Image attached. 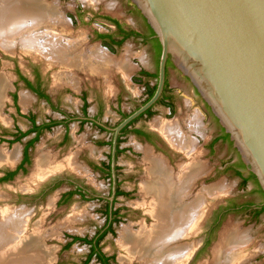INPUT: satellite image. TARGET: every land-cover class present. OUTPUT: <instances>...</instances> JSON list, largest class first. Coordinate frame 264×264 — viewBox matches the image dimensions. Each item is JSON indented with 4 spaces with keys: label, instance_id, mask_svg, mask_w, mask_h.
I'll return each instance as SVG.
<instances>
[{
    "label": "rangeland",
    "instance_id": "rangeland-1",
    "mask_svg": "<svg viewBox=\"0 0 264 264\" xmlns=\"http://www.w3.org/2000/svg\"><path fill=\"white\" fill-rule=\"evenodd\" d=\"M46 2L61 14L60 16L63 18L61 21L64 24L63 33L71 36L80 35L82 39H86L84 49L86 48L87 54L90 53L92 48L100 49L104 53L106 51L109 52L99 42L93 41L92 35L95 30L103 31L107 28L99 23V18H97L99 20H92L91 14H111L121 19L123 18L135 30L142 32H147L148 30L142 17L130 13L133 6H135L131 0H46ZM79 8L84 11L82 12L84 14V20L82 21H76L74 18ZM59 28L62 29L61 27ZM110 54L118 62L125 61L129 64L130 71L128 77L124 76L116 66L112 65V68L103 67L100 71L97 70L96 72L90 71L87 68L76 70L72 74L76 83L75 85L69 83L66 77H63L62 83L57 85L56 75L60 68L57 66L49 68L45 63V57L36 52H24L21 50V47L13 53L6 52L0 48V72H4L9 77L7 91L9 88L11 89L8 96L9 104L7 106L4 104L3 107L5 108L4 115L8 117L10 123L3 125L0 122V133L5 130H14L15 121L22 130L27 131L30 129L31 125L27 119L16 117L12 94L14 92L13 87L17 82V72L20 71L24 75L33 78L32 72L34 69L41 71L43 77L46 79L47 90L53 97L61 95V108L68 114L80 111L81 102L78 95L80 91L86 90L91 104L89 109L90 115L98 114L99 102L102 100L104 102V109L100 116L101 121L108 123L112 127L118 125L121 121V113L129 114L138 108L146 98L148 91L157 81L154 79L150 82H145L139 78L135 79L133 76L137 75L141 69L157 74L158 58L149 49V46L136 40L127 41L121 49L117 52L111 51ZM64 84L74 85L75 87L79 86L77 89L68 86L57 87ZM169 86V89L176 96L175 110H171L166 105L160 104L156 107L155 113L151 118L140 120L136 126L144 127L147 130L161 134L156 126L164 122V124L180 128V130L186 132L188 137L190 136V143L192 140L191 146L194 147V151L196 149L200 151L198 159L204 163V167L203 169L201 168L197 177L198 179L202 175L199 178L201 181L196 188L195 186L193 187L187 202H194L197 197L199 198L207 190L208 192L217 189L221 190V195L219 193L215 194V196L208 195L209 198L207 197L208 200L205 207L206 213L201 221L192 223L191 220L195 219H192V215H188L186 218L185 226L191 225V229H188L191 236L183 241L184 244L181 242V245H184L183 248L193 245L197 247V251L189 264H214L218 252L221 257L220 264H226L227 253L233 252V249L236 254L233 264H264V214L257 219H252L249 211H227L222 220L216 224L220 208L228 204L230 199H235L238 204L254 202L258 205L264 202L263 194L259 191L258 185L253 180L249 181L246 186H243L241 179L235 177L232 173H222L215 176V170L218 167H223L231 161H239L240 156L238 152L236 153L228 144L220 143L217 145L215 153L207 155V151L205 152V149L202 147L216 135L218 128L215 126L212 116L204 111L203 100L195 92L191 82L173 63L169 67ZM22 92H25V90L20 88L19 97ZM119 93L123 94L120 109H118L119 105L117 103ZM24 95L27 96L26 99L28 100H26V106L22 104L26 108L23 109L26 115L30 112L35 113L39 123L49 119L50 116L56 119L61 118L48 105L42 101H38L34 95H30L29 93L22 94L21 103ZM1 116L3 117L2 113ZM70 128L72 139L66 148L59 146L65 133V127L58 126L54 130L46 132L36 144L32 155L33 163L26 175L20 174L12 182L0 184V195L6 198V201H0V207L4 206V204L26 207V219H30L31 233H33V230L36 231L37 227L45 235L43 243L48 251L51 252V255L49 254L47 258L51 261V263L49 262L50 264H83L90 251L89 246L75 243L66 249L67 243L71 241L72 237H93L105 223V219L101 213L103 203L92 199L81 200L76 197L67 204H59L62 193L72 190L73 187L67 183H63L57 187H50L57 179L56 177L78 178L81 182L103 195H108L110 191L109 181H105V178H99L97 173L90 171L84 160L90 158L96 163H99L101 159L107 160L105 152L108 153L110 151L109 148L107 146L96 147L94 142L97 139L103 138L111 140L112 135L108 138L106 134L98 135V130L91 125H86L85 130L79 135L75 133L77 131L76 123L70 124ZM163 140L165 143H170V141L166 142L164 138ZM173 145H175L174 142L164 144L166 153L158 152L154 156L150 154L154 158L157 155L161 156L157 158L163 159L177 178L178 174L180 175L181 173L182 166L186 165L185 163L199 162L198 160H194L195 157H193L194 159H188V156H191V154L185 151H180V154H177L174 152L175 147ZM22 146L21 143H16L11 148L9 147L10 149L8 150V147L2 144L0 150H8L10 153L17 150L19 154ZM175 146L178 150V146ZM122 147L133 149L131 154H123L118 159V165L122 169L121 173L125 172V174H121L122 187L124 190L132 193V195L129 199H124V197L118 199L117 207L125 210L123 211L122 219L114 226L115 234H108L106 236L102 241V248L107 254L114 255V264H146L137 260H123L121 257L124 252L120 250L118 241L120 232L125 228L132 232H138L142 227L151 228L155 224V220L146 212V206L150 198L147 195L143 197L142 195L145 194L143 191V194L140 193V186L145 181L146 175L144 155L147 150L140 149L141 147H139L133 135H129L124 139ZM79 150L81 152L78 157V164L82 166L79 172L68 168L63 171L56 169V166L62 163L65 165L64 168L67 167L68 165L66 164L69 161L72 162L71 159L74 157V153ZM162 154H166L167 157H164ZM36 160H39V162H36ZM19 161L18 159L15 165ZM61 166L63 167V165ZM245 173L246 175L249 173L247 168ZM25 187L26 193H24ZM47 188L49 189L46 191ZM67 220L72 224L73 230L63 226V223ZM240 242H243V245ZM90 264L99 263L94 259Z\"/></svg>",
    "mask_w": 264,
    "mask_h": 264
},
{
    "label": "bare ground",
    "instance_id": "bare-ground-1",
    "mask_svg": "<svg viewBox=\"0 0 264 264\" xmlns=\"http://www.w3.org/2000/svg\"><path fill=\"white\" fill-rule=\"evenodd\" d=\"M60 15L46 0H0V48L13 53L21 47L24 52H36L45 57V63L49 68L55 66L60 68L56 75L57 85L62 83L63 77L75 85L72 74L76 70L87 68L96 72L112 65L128 77L130 71L128 63L118 62L97 48H92L88 55L86 48L84 49V39L80 35L71 36L63 33L64 24ZM8 87L9 77L1 71V120L4 118L1 113L7 99ZM26 97L24 95L22 99L24 106ZM156 128L168 142H174L179 151L188 154L194 151V147L191 146L192 140L190 143L188 135L180 128L164 122L159 123ZM17 156V150L11 154L1 151L0 162H13ZM146 157L149 163L148 176L141 184V190L150 198L148 203L146 201V212L155 220V224L151 228L142 227L138 232L123 229L118 241L120 250L124 252L121 258L146 264H189L197 247L193 245L183 248V241L191 236L188 230L191 229V225L185 226L186 218L192 215V219L195 218L191 220L192 223L201 221L206 213L208 195L215 196L220 194L221 190L211 192L207 190L194 202H187L200 173V164L194 161L182 166L181 173L176 178L163 159L154 158L149 152ZM68 166L70 168L72 162L69 161ZM24 189L26 190V187ZM0 201H6V198L0 195ZM63 224L67 229H74L68 220ZM30 226V219H26L25 206L4 204L0 207V264L51 263L47 259L51 252L43 243L44 233L37 227L36 231L33 230L31 233ZM232 251L227 253L226 264L234 263L236 254L234 249ZM217 257L214 264H220L219 252Z\"/></svg>",
    "mask_w": 264,
    "mask_h": 264
},
{
    "label": "water",
    "instance_id": "water-1",
    "mask_svg": "<svg viewBox=\"0 0 264 264\" xmlns=\"http://www.w3.org/2000/svg\"><path fill=\"white\" fill-rule=\"evenodd\" d=\"M158 40L157 86L114 128L113 203L122 131L162 98L171 61L189 79L229 136L264 196V0H131ZM264 206V203L262 204Z\"/></svg>",
    "mask_w": 264,
    "mask_h": 264
},
{
    "label": "flooded vegetation",
    "instance_id": "flooded-vegetation-1",
    "mask_svg": "<svg viewBox=\"0 0 264 264\" xmlns=\"http://www.w3.org/2000/svg\"><path fill=\"white\" fill-rule=\"evenodd\" d=\"M82 12H84V11L81 10V8H79L77 10L75 17H74L76 21L77 20H79V21L84 20V14ZM130 13H133L139 17H142V19L144 20L145 26L148 29L147 32H142V31L133 29V27H131L128 24V22H126L123 18L121 19V18L113 16L111 14L94 13V14L90 15L91 19L92 20H94V19L99 20L100 19L99 23L104 25L107 29H105L103 31L102 30H95L94 34L92 35L93 41L99 42L100 45L102 47L104 46V48H106L110 53H111V51L117 52L119 49H121V47L127 41H130V40L141 41L144 45L149 46V49L152 52H154L155 56H157V58H158L157 61L159 64V58H160L159 52L161 54V47H160L158 40L154 38V32L151 30V27L148 25L147 21L142 16L141 12L138 10V8L136 6H133V9L130 11ZM97 18H99V19H97ZM84 43H86L85 38H84ZM100 45H99V47H101ZM109 52L106 51L105 53H108V55L111 56V54ZM111 57H113V56H111ZM171 64H172V62L169 61L168 66H167V80H166L165 91H164L162 98L158 102V104L149 110L150 113H148V111H147L146 113H148V114H146V113L143 114L140 118H138L137 120L132 122L129 126H127L122 131L121 135L119 136L118 147H117V163H118V159L121 155L128 154V153L131 154L133 152V149L130 147H124V148L122 147V144L124 143V139L127 138L129 135L134 136L135 140H137V142H138L139 147H141L140 148L141 150H147V152L151 153L153 156L156 155V153H158V152L166 153L165 148H164V144L166 145V144H170V143H165L163 140L164 137L161 134H159L155 131H152V130H147L144 127H137L136 124L142 119L151 118L152 114L155 113L156 107L159 106L160 104H164L167 107H169L171 110H175L176 96L173 93V91L171 89H169L170 88V86H169V67L171 66ZM81 73L84 74L83 72H81ZM146 74L156 76V77L153 78V77L148 76ZM92 75H94V74H92ZM32 76H33V78H30V77L24 75L23 73H21L20 71L17 72V80H16L17 82L15 83V86L13 87L14 92L12 94V97L14 100L13 101V107L16 111V117H20V118H23L25 120L27 119L28 122L30 123L31 127L29 130L24 131L19 127L18 123L15 121L14 122V130H12V131L5 130V131L0 133V146L2 144H5L9 150L11 148V146H13L16 143H21V145H23L22 150L21 149L19 150V154H18L19 156H17V159H15L13 162H8V161L0 162V184L12 182L20 174L26 175V173L28 172L29 168L31 167V165L33 163V156L32 155L35 151L36 144L39 142L40 138L46 132L52 131L58 126L65 127L64 136L62 137V140L59 144V146L62 148H66L71 142L72 136H71L70 124H72V123L77 124V131L75 133L78 135L85 130L86 125H91L93 128H96L98 130V135L106 134L107 138L110 137V135H112L111 140L110 139L106 140V138L102 137L103 139H97L94 142V145L96 147L100 148V147H106L107 146L109 148L110 151L108 153L105 152L107 160L101 159V161L99 163L94 162L90 158H86L84 160V162L86 161L85 163L89 167L90 171L97 173L99 178H105L106 179L105 181H109L110 191H109L108 195H103V194L97 192L94 188H91L90 186L81 182L78 178H75V177H66L65 178V177L58 176V177H56L57 179L54 181V183L50 187H57V186L62 185L63 183H67L73 187L72 190L65 191L62 193L60 200H59V204H61V205L71 202L76 197L80 198L81 200L92 199L94 201H98L99 203H103V208L101 209V213L105 219L104 225L102 226V228L100 230L97 231V233L93 237H91V238L84 237V238H88L89 240H93L92 245L85 244V245L89 246V248H90V251H89L85 261L88 259V256L91 253L92 246L93 247L96 246L95 251H96V253L98 252L97 253L98 256L99 255L102 256L103 261L101 260V262H100L98 260L97 256L94 255L91 262L94 259H96V261L99 264H114L115 263L114 255L107 254L106 252L103 251L102 241L106 238V236L108 234H112V235L115 234L114 226L117 223H119L120 219H122V214H123V211L125 209L117 207L118 199L120 197H124V199H129L131 197L132 193H129V191L123 189L121 174H125V172L121 173L122 169L120 168L119 165H117V167H116V170H117L116 195H115V199H114L113 203H111V201L109 200V198H111L113 195V177H112L111 163H112V141H113L114 133L104 129L100 124H103V125L110 127V128H114V127L118 126L119 124L112 127L108 123H104L103 121H101L100 116H101L103 109H104V102L102 100H101V102H99L98 114L93 115V116L90 115L89 109H90L91 104L89 101L88 92L86 90L80 91V93L78 95L79 100L81 102L80 111L77 113H74V114H68L66 111H64L61 108V102H62L61 101V95L59 94V95L53 97L48 92L47 86H46L47 85L46 79L43 77L41 71L39 69H34V71L32 72ZM91 77H94V76H91ZM133 77L135 79L139 78L145 82H150L151 80H154V79L157 80L158 71H157V74H153L150 71L141 69L138 71L137 75H135ZM78 83L80 84V82H78ZM63 86H68V87L77 89L79 85L75 87L74 85L71 86L68 84H64V85L57 86V87H63ZM155 86H157V81L153 87H155ZM20 88H23L25 90V92H22V94L23 93L24 94L29 93L30 95H34L38 101L44 102L46 105H48L51 108V110L53 112H56L57 114H59L61 116V118L56 119V118L50 116L49 119L39 123L37 121V117H36L35 113L30 112L26 115L23 112V109H26V108L21 103V98H22L21 93H20V97H19V89ZM152 88L148 91V93L146 94V98L143 100V102L141 104H145L146 101H148L149 93L151 92ZM10 90L11 89L9 88V90L7 91V99L5 102L6 106L9 104V97L8 96H9ZM195 92L200 97V95L196 89H195ZM122 100H123V94L119 93V95L117 96V103L119 105L118 109L121 108ZM203 104H204V111L208 115L212 116V118L214 120V124L218 128V132L216 133V135L214 137H212L202 147L203 149H205V152L207 151L206 154L212 155L213 153H215L216 147L220 143L221 144L226 143L231 147V149L232 148L234 149L233 144H232L229 136L226 134V132L224 131V129L220 125L218 119L212 114L210 108L208 107V105L204 101H203ZM139 106H138V108H139ZM138 108H136V109H138ZM4 109L5 108H3V110H2V115H3L4 119L1 120V118H0V122L3 125H7L10 123V121L8 120V117L4 115ZM133 112H131V113H133ZM131 113L126 114V113L122 112L121 113V121L124 118L128 117ZM137 131H140L141 133H137ZM165 141L168 142L166 139H165ZM173 146L175 147L174 152H176L177 154H180V151L177 150L176 146L175 145H173ZM8 150L1 149L0 152L4 151L6 153H10V152H8ZM234 151L237 153V151L235 149H234ZM80 152H81V150L74 153V157H72V159H71L72 160V166L70 168H69V166L64 168L65 165L62 163L61 165H63V167L59 164V166L58 165L56 166V169L63 171L64 169L68 168V169L74 170L76 172H79L80 168H82V166H79L81 164H78L79 163L78 157H79ZM147 152L144 155V163L146 164V175H145L144 180L147 179V176H148L147 172L149 169V163H148V160L146 157ZM199 154H200V151H198L196 149V151L191 153V156H189V158H193V157L197 156L195 159L194 158L193 159L198 160V162L201 165V168L203 169L204 163L200 162V160L198 159ZM162 155L164 157L166 156V154H162ZM102 156L104 157V155H102ZM157 157H161V156L157 155ZM18 159L20 161H19V163H17L15 165V162ZM37 161L39 162V160H36V162ZM239 163H240V159H239V161H236V162L231 161L230 163H226L223 167H218L215 170V176L218 174H222V173H225V174L232 173V175H234L235 177H239L238 176L239 168L237 167ZM182 164H184V163H182ZM185 164H187V163H185ZM1 165H3V167H1ZM66 165H68V163ZM83 168H85V167L83 166ZM245 171H246V169L242 170L244 177L247 178L250 176V172L248 173V175H246ZM60 173H57V174H60ZM200 177H202V175ZM199 178L195 181V185H194L195 188L201 181V180H199ZM239 178L241 179V183H242L243 178H241V177H239ZM197 181H198V183H197ZM49 188H47L46 191ZM195 188H194V190H195ZM24 193H26V190H24ZM140 193L143 194V192L141 190V186H140ZM142 196L144 197V194ZM263 203L264 202L259 203L258 205H257V203H254V202H247V203H243V204H238L235 201V199H230L228 201V204H226L225 206H222L220 208L216 224L222 220V218L226 215L227 211H237V212H239V211H247L248 212L249 211L252 219H257L261 215L264 214V211H263L260 214V216L256 217L257 210L262 209V208L264 209V206H262ZM103 235H105L104 238L99 241L100 237H102ZM70 242H72V239ZM104 260L106 261V263ZM84 262H83V264H84Z\"/></svg>",
    "mask_w": 264,
    "mask_h": 264
},
{
    "label": "trees",
    "instance_id": "trees-1",
    "mask_svg": "<svg viewBox=\"0 0 264 264\" xmlns=\"http://www.w3.org/2000/svg\"><path fill=\"white\" fill-rule=\"evenodd\" d=\"M152 30V29H151ZM153 31V30H152ZM159 56H160V52H159ZM146 75H148V76H151V77H156V76H152V75H149V74H146ZM155 90H156V86L155 87H153L152 88V90H151V92L149 93V99L154 95V93H155ZM148 99V100H149ZM147 102V101H146ZM148 113H150V111H148ZM148 113H146V114H148ZM154 114H152V116H153ZM137 133H141L140 131H137ZM238 168H239V171H238V176L239 177H241V178H243V182H242V185L243 186H246V184L249 182V181H251V180H254L255 181V183L258 185V182L256 181V178H255V176L252 174V173H250V176L249 177H244V175H243V172H242V170L243 169H246L247 167L245 166V164L240 160V163L238 164V166H237ZM258 187H259V185H258ZM259 191L263 194V192H262V190L260 189V187H259ZM264 211V209L262 208V209H259V210H257V212H256V217H258V216H260V214L262 213ZM104 236L105 235H103L102 237H100V239H99V241L100 240H102L103 238H104ZM75 243H82V244H87V245H92L93 244V240H89L88 238H81V237H72V242H70V243H68L67 245H66V249H68V248H70L73 244H75ZM98 243V242H97ZM95 248H96V246H92V250H91V253L89 254V256H88V259L84 262V264H89L90 262H91V260L93 259V256L94 255H96L97 256V258H98V260L101 262V260L103 261V259H102V256L101 255H97V253H96V251H95ZM105 261V260H104ZM105 263H106V261H105Z\"/></svg>",
    "mask_w": 264,
    "mask_h": 264
}]
</instances>
